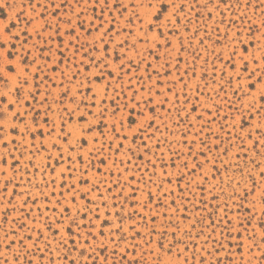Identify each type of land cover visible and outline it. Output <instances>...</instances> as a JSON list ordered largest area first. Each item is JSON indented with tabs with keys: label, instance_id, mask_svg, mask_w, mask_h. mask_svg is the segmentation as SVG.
<instances>
[{
	"label": "rangeland",
	"instance_id": "rangeland-1",
	"mask_svg": "<svg viewBox=\"0 0 264 264\" xmlns=\"http://www.w3.org/2000/svg\"><path fill=\"white\" fill-rule=\"evenodd\" d=\"M0 43V264H264V0H0Z\"/></svg>",
	"mask_w": 264,
	"mask_h": 264
},
{
	"label": "snow or ice",
	"instance_id": "snow-or-ice-1",
	"mask_svg": "<svg viewBox=\"0 0 264 264\" xmlns=\"http://www.w3.org/2000/svg\"><path fill=\"white\" fill-rule=\"evenodd\" d=\"M221 2H223V0H221ZM166 6H167L166 4H163V3H162V7H166ZM2 46H3V44L0 43V47H2ZM245 52H247V49H245ZM9 55H11V54L9 53ZM243 59H244V57L242 56V57H241V60H243ZM252 59H253L254 61H256V57H255L254 54L252 55ZM260 59H261V60H264V56H261ZM257 62H258V61H257ZM245 66H246V62H245ZM252 75H255V72H253ZM250 87H254V84H253V85H250ZM259 99H260L261 101H264V91H261V92H260V94H259ZM262 175H264V173H262ZM252 193L255 194V186H254L253 189H252ZM261 202L264 203V192L261 193ZM73 264H75V261H73Z\"/></svg>",
	"mask_w": 264,
	"mask_h": 264
}]
</instances>
